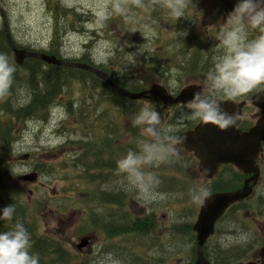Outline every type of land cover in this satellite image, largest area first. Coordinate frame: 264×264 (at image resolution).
Here are the masks:
<instances>
[{"label":"rangeland","instance_id":"374dc122","mask_svg":"<svg viewBox=\"0 0 264 264\" xmlns=\"http://www.w3.org/2000/svg\"><path fill=\"white\" fill-rule=\"evenodd\" d=\"M60 1L68 8H73L79 13L96 16L99 20L96 22L91 18L89 21H84V24H80L81 30L62 32L60 40L54 43L55 46L59 45L61 58L79 59L85 55L94 66L108 73L110 71L113 78L131 86L144 84L147 88L152 83H163V81L160 80L159 75H156L155 68L151 69L147 62L141 59V55L145 53L146 49L159 51L158 55L164 59L175 51L179 54V60L187 58L185 52L179 50L181 42L177 38L178 32L187 30L191 36L201 33L205 42H213L218 32L228 29V14L238 2V0H193V5L186 8L190 16L188 21L176 26L172 18L160 14L156 16L154 28H150L140 27L141 14L134 15L133 13V16L128 18L124 15H120V18H108L113 12V2L115 9L123 8L125 11L123 13H130L128 12L130 6L128 5L127 8L123 6L124 1L127 0ZM165 12L170 15V11L165 10ZM2 14L10 34L21 46L40 50L53 45V14L45 0H0V26H2ZM130 14L132 15V13ZM193 16L196 17V22L199 24L193 23ZM99 18L106 20L105 23H102ZM67 20L69 21V18ZM250 30H252L253 39L259 35L257 30ZM92 31H95V35L100 36H92ZM113 57H116L115 64H107ZM170 59L172 58H169L171 63ZM171 74L173 76L169 78L168 83L172 87L178 83L181 87L197 84L202 86L204 92L206 86L207 92L209 91L206 77L197 71L182 72L177 75L176 71H172ZM171 74L168 73L167 76L169 77ZM177 77L181 79V82ZM75 88L106 92L99 81L89 77H85L84 84L76 83V87L73 86L72 89ZM18 92L15 96H18L20 101L28 100L24 85ZM76 97L79 101H84V108L88 110L95 106V114L102 115L101 111H103L106 116H115L113 120L115 123L128 125L126 118L118 117L119 111L104 110L97 103L98 96L95 94L76 92ZM65 99L67 97H63L62 102L51 109L47 120L29 118L21 121L14 130L15 137L9 147L10 150L0 156V167L4 171L5 179L11 186L18 188L24 194L29 206V216L37 230L49 238L61 241L75 255V264H97L98 259L108 253L113 254L121 264H126L127 261L124 259L126 250L132 251L133 254H139L138 257L132 258L135 264L189 263L192 243L190 244L178 234L172 235L169 228L178 222L189 221L190 216L188 217L187 212L191 206H196V209H193L192 220L195 219L201 202L194 203L192 201L190 190L207 189L212 184L199 173L198 162L192 160L193 156L190 153L177 146L180 159L187 160L189 164L187 173L192 178V184L187 192H180L179 186L175 187L179 181L183 180L181 174L167 169H158L159 173H157L156 168H149L158 176L160 185L157 191L165 194V198L145 203L137 198L134 189H127L129 193H126L127 195L122 198L125 203L124 207L115 210L127 212L132 217H143L154 212L155 231L140 239L119 236L110 240L106 235V230H102L97 224V228L91 226V216L92 213H95V216L100 214V217H104L106 220L105 217L110 214L112 208L94 204L96 202L91 200L90 196L91 191H112V188L109 183L99 185L85 182L80 178L82 174L79 167L72 164V154L85 147L88 140L81 138L83 134L80 132L77 120L67 114L63 104ZM138 102L145 104L151 110L153 109L148 102ZM73 106L75 107V103ZM188 110L189 105L172 107L168 118L174 119L176 122L169 124L166 121L164 127H173L179 131L188 123H196L198 118L181 119V114ZM258 114L259 110L248 107L242 114V119H254ZM93 120L100 121L96 117ZM100 124L105 123L101 121ZM98 134L100 135L101 132L99 131ZM139 135L143 136L141 128ZM125 138L126 136L123 140ZM78 144L80 145L78 146ZM97 150H100V154L106 152L112 154L111 150L106 147ZM117 156L123 155L119 153ZM35 165L44 167L35 182L19 180L20 175L35 171ZM260 168L262 174L253 189L249 203L244 204L240 211L236 210L233 213L235 215L228 217L230 222L238 226L218 233L217 237L210 241V244L221 243L223 238V245H234L259 234L261 242L256 251L264 246V208L259 210L261 206H256L257 199L264 198V155L263 161L260 162ZM123 179L122 175H118L110 182L116 183L117 187L121 188ZM168 183H173V185H168ZM185 194L190 199H184ZM84 200H86V205L83 206ZM96 222L100 221L96 220ZM111 225L112 223H110ZM83 236H90L91 241L86 247L78 250L76 244ZM132 241H135L133 245L137 246L136 252L128 247Z\"/></svg>","mask_w":264,"mask_h":264},{"label":"trees","instance_id":"16d2710c","mask_svg":"<svg viewBox=\"0 0 264 264\" xmlns=\"http://www.w3.org/2000/svg\"><path fill=\"white\" fill-rule=\"evenodd\" d=\"M45 1L53 14V45H50L47 49L33 50L30 47L21 46L12 35L11 39L18 48L39 51L61 58L58 48L59 45L55 46L54 43L60 40L62 32L81 30L82 27L80 24H84V21H89L91 18L92 20H96V22H99V20L96 16L79 13L73 8L64 6L60 0ZM124 2L123 6L126 8L128 5L130 6L128 12L132 13V15L130 13H123L125 12L123 8L119 10L115 9L113 2V12L108 18H120V15H124L128 18L129 16H133V13L134 15L141 14L142 18L139 22L140 27L150 28H154L156 16L160 14L172 18L176 26L181 25L190 18L187 10H185V16L177 21L171 16V14L168 15V13L165 12V10L170 11L167 7L168 0H127ZM68 18L69 21L67 20ZM100 21L105 23L106 20L100 19ZM91 34L96 37L100 36L95 35V31H92ZM252 36V31H249L248 39H253ZM178 38V41L181 42L179 50L184 51L187 56V58H184L183 60H179V54L177 51L172 52V54L169 57H166V59L161 58V55H158L160 52L157 50L152 51L146 49L145 53L141 55V59L145 60L151 69L155 68L156 75H159V78L163 81L165 87L172 92L181 88L179 83L174 87L169 85V78L173 76L171 74L172 71H176V75L182 72L188 73L197 71L206 77L208 70L213 66L215 58L224 53L223 47L216 39H213V42H205L204 36H201V33L192 36L188 34L186 37L181 39L180 37ZM0 53L6 54L9 63L16 69L9 95L6 97H0V156L10 150L9 147H11L12 140H14L15 137L14 130L21 121L29 118H38L42 121L47 120L51 114V109L60 104L63 97H67L63 103L66 112L77 120V125L80 128V132L83 134L81 138L88 140L85 147H80V151L72 154L71 162L79 167L82 174L80 177L81 179H85V181L89 183L97 182L99 185L109 183L112 188V191H91V193H108L106 206L112 208L110 214L107 216L108 219L106 220V223L108 224L105 223V219L96 217L95 213H92L91 226L97 228L95 221L99 220L101 224L98 226L102 230H106V235L110 240L116 239L119 236L123 238H129L130 236L132 238L140 239L149 236V233H153L156 229L155 213H148L144 217H132L127 212L116 211L115 209L124 207L125 203L122 201V198L127 195L126 193H129V191L124 186L118 188L116 183L110 182L120 175L117 172L116 161L122 156L119 157L117 155L119 153L124 155L129 149H135L137 140L143 138L142 135H139L140 128L133 127L132 118L141 107H146L145 104L127 99L116 90L103 83L93 74L81 69L46 64L36 58H27L21 67L17 66L13 61V53L6 41L3 25L0 26ZM169 58H172L170 59L172 64L169 62ZM65 60L92 64L85 55L79 59ZM115 60L116 57H113L107 64L113 65L115 64ZM106 70L109 71L108 69ZM168 73L171 74L169 77L167 76ZM108 75L113 82L130 91L138 92L147 88L144 84L131 86L126 82L117 80L116 78H113L110 71ZM85 77L99 81L106 89V92L103 93L100 91L87 90L85 88L72 89L73 86L76 87V83L84 84ZM177 79L181 82L179 77H177ZM22 85L25 86L28 94L27 101H20L18 96H15L19 93L18 90ZM263 88L264 85H260L249 92L246 96H239L231 99H246L254 92ZM76 92L95 94L98 96L97 103L101 105L104 110L119 111L118 117L126 118L128 125L125 126L122 123H115V121H113L115 116H106L103 111H101L103 117L101 114H95V106L89 110L84 108L85 103L83 100H78ZM73 103H75V107L73 106ZM95 117L100 121L97 122L93 120ZM101 121L105 124H100ZM167 122L172 124L176 121L168 118ZM251 124V120H243L239 123V127L241 129H247ZM193 126L194 124L188 123L187 126H184L182 130L176 131V133L188 130ZM161 129H165L164 125ZM99 131L101 132L100 135L98 134ZM125 136L126 138L123 140ZM79 145L80 144H78V146ZM105 147L111 150L112 154L109 152L100 154V150H97ZM116 151L119 152L117 153ZM192 160L195 161L193 157ZM188 165L187 160L182 161L180 157H178L171 163L160 165V167L156 168V171L159 173L158 169H167L181 174L183 180L179 181L175 187L179 186V188H177L180 192H187L192 184V178L187 173ZM37 166L38 165L34 166V170L37 171L38 174H40V172L42 173L44 167ZM146 170L150 171L149 169ZM5 178L4 171L0 167V208L13 204L16 208V215L12 221H0V232L10 230L13 227L15 220L19 219L24 223L26 229L30 233L31 251L39 255L40 264H75V255H73L61 241L49 238L37 230L36 225L29 216V206L24 194L18 188L11 186ZM242 180V173L237 171L231 165H224L220 168L218 174L211 179L210 182L212 184L210 188L207 187V190L209 193L215 191L235 190L241 186ZM169 184L173 185V183H168V185ZM184 199H190V197L185 194ZM249 201L250 200L247 199L235 203L217 222L214 235L203 247V253L209 261L213 263L233 264L256 257V249L261 242L259 234L248 237L242 242L234 245L225 246L220 242L210 244V241L216 238L218 233H223L228 229L238 226L233 222H230L228 217L230 215H235L233 213L236 210L240 211L243 205L249 203ZM256 206H261L259 210L264 208L263 197L262 199H257ZM187 214L188 217L190 216L189 221L185 220L184 222H178L175 225L170 226L169 230L172 232V235L178 234V236L185 238L190 244L192 243L190 251L191 260L187 263L190 264L194 261L196 254V245L194 242L195 236L191 229L194 211L188 209ZM94 219L95 221H93ZM110 223L113 225L109 228L107 225H110ZM133 242L135 241L130 242L128 247L136 252L135 248L137 246L133 245ZM138 256L139 254H133L132 251L128 252L126 250L124 255V259L127 261L126 264H135L132 258ZM141 260L143 261L142 258Z\"/></svg>","mask_w":264,"mask_h":264},{"label":"clouds","instance_id":"9594fccd","mask_svg":"<svg viewBox=\"0 0 264 264\" xmlns=\"http://www.w3.org/2000/svg\"><path fill=\"white\" fill-rule=\"evenodd\" d=\"M189 5H193V0L167 2L170 14L176 21L185 16ZM227 20L228 29L218 32L215 38L224 53L215 58L206 74L209 95L202 96L194 92L188 102L189 110L181 114V119L198 118L214 123L223 130L233 126L238 116L224 112L221 100L246 96L253 89L264 85V0H238ZM192 21L199 24L195 16ZM249 29L257 30L259 35L248 39ZM178 33L177 38L188 35L187 30ZM15 71L7 55L0 53V97L9 95ZM161 123L158 112L141 107L134 114L132 125L143 129V138L137 140L135 149H129L116 161L117 172L124 178L122 186L134 189L137 198L145 203L165 198V194L157 191L160 185L158 176L146 169L171 163L179 157L177 146L184 142V138L176 134L175 128L162 130ZM206 174L207 170H204L202 175ZM190 195L194 203H200L210 193L200 188L190 190ZM15 215L13 204L0 208V221H12ZM221 243H224L223 238ZM0 264H40L39 255L31 251L30 233L19 219L15 220L10 230L0 232ZM97 264L121 262L108 253L100 257Z\"/></svg>","mask_w":264,"mask_h":264},{"label":"water","instance_id":"95a60500","mask_svg":"<svg viewBox=\"0 0 264 264\" xmlns=\"http://www.w3.org/2000/svg\"><path fill=\"white\" fill-rule=\"evenodd\" d=\"M4 31L6 39L13 53L15 63L22 65L28 57L37 58L48 64L64 65L88 70L96 74L106 84L116 89L122 95L130 99L149 100L156 105L154 111L158 112L163 122L162 112L169 106L176 104H188L194 92L201 93V87L197 85H187L180 92L173 96L167 92L165 87L158 83L151 84L146 90L140 92H131L124 89L109 78L107 73L91 65L77 62L64 61L53 55H46L40 52L29 51L17 48L11 41L6 23L4 22ZM249 101L251 104L261 109V114L255 123L245 131L238 129L239 118L242 114V108L247 101L234 102L232 100L221 101L223 111L229 115L236 114L238 119L235 124L226 130L219 128L211 122H200L191 130L178 134L184 138L183 146L186 150L193 153L198 160V169L202 173L207 170V179L212 178L221 164H233L244 174H251L246 178L241 189L236 191L213 192L204 197L196 221L192 229L196 233L197 257L194 264H214L206 260L201 248L206 240L214 232V226L218 218L233 203L242 200L252 192V185L256 183L259 176V169L256 165L257 159L262 152L264 144V89L254 93ZM37 178L35 172L20 176L23 181L33 182ZM252 182V185L249 183ZM89 242L88 237H84L77 244V248L85 247ZM260 261L239 262L236 264H264V247L259 251Z\"/></svg>","mask_w":264,"mask_h":264},{"label":"bare ground","instance_id":"6f19581e","mask_svg":"<svg viewBox=\"0 0 264 264\" xmlns=\"http://www.w3.org/2000/svg\"><path fill=\"white\" fill-rule=\"evenodd\" d=\"M20 67H21V66H20ZM113 150H114V149H113ZM122 151H123V150H122ZM116 152H117V151H116ZM118 152H119V151H118ZM118 152H117V153H118ZM93 163H94V162H93ZM110 170H111V169H110ZM88 175H89V174H88ZM103 175H104V174H103ZM103 175H102V177H103ZM112 230H113V229H112ZM119 231H120V230H119ZM107 251H108V250H107ZM108 252H110V251H108ZM105 253H106V252H105Z\"/></svg>","mask_w":264,"mask_h":264}]
</instances>
